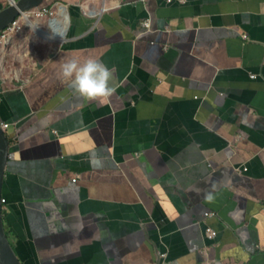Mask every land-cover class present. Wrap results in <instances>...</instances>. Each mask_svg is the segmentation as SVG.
Returning <instances> with one entry per match:
<instances>
[{
    "label": "crops",
    "instance_id": "1",
    "mask_svg": "<svg viewBox=\"0 0 264 264\" xmlns=\"http://www.w3.org/2000/svg\"><path fill=\"white\" fill-rule=\"evenodd\" d=\"M41 8L63 39L26 27L0 44L3 219L22 263L264 264V0ZM88 57L113 70L105 104L60 78Z\"/></svg>",
    "mask_w": 264,
    "mask_h": 264
},
{
    "label": "clouds",
    "instance_id": "2",
    "mask_svg": "<svg viewBox=\"0 0 264 264\" xmlns=\"http://www.w3.org/2000/svg\"><path fill=\"white\" fill-rule=\"evenodd\" d=\"M59 75L71 84L76 95L89 102L105 104L116 92V87L111 83L113 70L93 57L83 62L76 58L67 60L61 65ZM206 199L211 201L212 194H207Z\"/></svg>",
    "mask_w": 264,
    "mask_h": 264
},
{
    "label": "water",
    "instance_id": "3",
    "mask_svg": "<svg viewBox=\"0 0 264 264\" xmlns=\"http://www.w3.org/2000/svg\"><path fill=\"white\" fill-rule=\"evenodd\" d=\"M45 0H10V4L0 11V34H2L16 19L29 13L34 16V10L40 8ZM0 92L2 88L0 85ZM10 156V140L0 122V264H23L11 244L3 219V184Z\"/></svg>",
    "mask_w": 264,
    "mask_h": 264
},
{
    "label": "built area",
    "instance_id": "4",
    "mask_svg": "<svg viewBox=\"0 0 264 264\" xmlns=\"http://www.w3.org/2000/svg\"><path fill=\"white\" fill-rule=\"evenodd\" d=\"M165 1L167 4H173L174 2H180V3H186L188 0H163ZM45 15H49V19L48 21L46 22V26L48 28L49 31H42L41 28H44L41 26V24H36V27L37 28H32L33 29V32L35 33H39V34H48L49 36H55L57 34H61L63 33V30L64 28H59V23L57 21V19L54 16V13L47 9V8H41V9H38V11L36 13H34V16L38 17V18H44ZM34 16L32 17H29V13H26L22 16H20L18 19H16L5 31H6V34H3L0 36V44L1 42H3L7 35L9 34H13V33H17L21 30V23L23 25H26L27 27L31 28L30 25L28 24L29 20L32 21ZM34 21V20H33ZM29 26H28V25ZM150 21L147 20L145 22H143V28L146 29V30H149L150 28ZM4 31V32H5ZM252 77H255V76H252ZM2 127L6 130L8 127H9V124H3L1 123ZM2 203L5 204V200L2 199ZM216 214L214 212H207L205 213V217L208 218V217H213L215 216ZM217 236V231L210 228V227H207V229L205 230V237L208 238V239H214L216 238ZM162 257V260H165V257L166 255L163 254L161 255Z\"/></svg>",
    "mask_w": 264,
    "mask_h": 264
},
{
    "label": "bare ground",
    "instance_id": "5",
    "mask_svg": "<svg viewBox=\"0 0 264 264\" xmlns=\"http://www.w3.org/2000/svg\"><path fill=\"white\" fill-rule=\"evenodd\" d=\"M63 8V7H62ZM62 18V17H61ZM70 21V20H69ZM59 23V28H64V30H63V33H61V34H57V35H55V36H49L48 34H39V33H37L39 36H41V38L42 39H44V40H59V39H61L64 35H65V31H66V28H67V25H63V24H65V23H62V22H58ZM28 24L30 25V27L31 28H37L36 27V24L37 23H34V22H31L30 20H29V22H28ZM27 24V25H28ZM39 24V23H38ZM28 25V26H29ZM40 25V24H39ZM63 39V38H62Z\"/></svg>",
    "mask_w": 264,
    "mask_h": 264
},
{
    "label": "rangeland",
    "instance_id": "6",
    "mask_svg": "<svg viewBox=\"0 0 264 264\" xmlns=\"http://www.w3.org/2000/svg\"><path fill=\"white\" fill-rule=\"evenodd\" d=\"M49 10H51V9H49ZM31 22H34V23H37L38 24V22H36V21H31ZM27 26L26 25H23L22 23H21V28H26ZM27 28H29V27H27Z\"/></svg>",
    "mask_w": 264,
    "mask_h": 264
}]
</instances>
